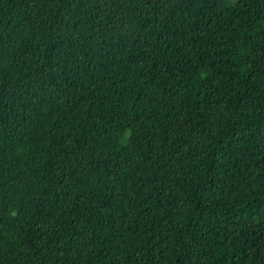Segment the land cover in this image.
I'll use <instances>...</instances> for the list:
<instances>
[{"label":"trees","instance_id":"obj_1","mask_svg":"<svg viewBox=\"0 0 264 264\" xmlns=\"http://www.w3.org/2000/svg\"><path fill=\"white\" fill-rule=\"evenodd\" d=\"M0 264H264V0H0Z\"/></svg>","mask_w":264,"mask_h":264}]
</instances>
